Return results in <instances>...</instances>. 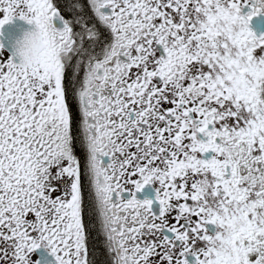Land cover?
<instances>
[{
	"label": "snow or ice",
	"instance_id": "1",
	"mask_svg": "<svg viewBox=\"0 0 264 264\" xmlns=\"http://www.w3.org/2000/svg\"><path fill=\"white\" fill-rule=\"evenodd\" d=\"M0 264H264V0H0Z\"/></svg>",
	"mask_w": 264,
	"mask_h": 264
},
{
	"label": "flooded vegetation",
	"instance_id": "2",
	"mask_svg": "<svg viewBox=\"0 0 264 264\" xmlns=\"http://www.w3.org/2000/svg\"><path fill=\"white\" fill-rule=\"evenodd\" d=\"M145 195H151V193L150 192H146Z\"/></svg>",
	"mask_w": 264,
	"mask_h": 264
}]
</instances>
